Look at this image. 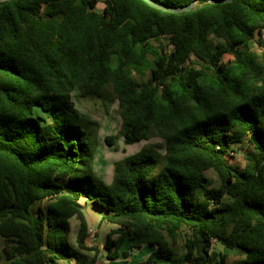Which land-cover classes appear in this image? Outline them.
<instances>
[{
    "label": "trees",
    "instance_id": "obj_1",
    "mask_svg": "<svg viewBox=\"0 0 264 264\" xmlns=\"http://www.w3.org/2000/svg\"><path fill=\"white\" fill-rule=\"evenodd\" d=\"M152 1L194 5L0 1V264H108L87 252L114 260L143 245L146 264H212L215 254L225 264L211 239L242 252L236 264H264V50H249L264 0ZM108 86L121 124L104 143L155 135L162 150L125 155L104 181L98 125L74 98L104 101ZM242 143L252 150L240 167L227 158ZM82 205L113 226L101 250L88 243Z\"/></svg>",
    "mask_w": 264,
    "mask_h": 264
},
{
    "label": "rangeland",
    "instance_id": "obj_2",
    "mask_svg": "<svg viewBox=\"0 0 264 264\" xmlns=\"http://www.w3.org/2000/svg\"><path fill=\"white\" fill-rule=\"evenodd\" d=\"M103 4L101 2L97 3V8L101 9ZM262 35L257 36L258 42H251L249 50L258 55V57L262 56V52L264 50V31H262ZM210 41L212 43L215 42V39L210 37ZM157 43V42H156ZM231 55L224 54L222 57L223 61H229L231 59ZM135 79H139L136 73H132ZM148 72H145L144 76L146 77ZM107 97L106 100L101 101L100 99H93L89 97L80 98L76 97L75 105L79 112L86 118L93 120L97 123L98 129L96 133V141H97V150L94 161L95 172L99 174L104 181L111 180L112 176V164L113 162L122 159L125 155L134 153L139 150L143 146H152L158 152L162 149L159 145L162 143L160 138L155 135H151L148 140H143L141 142H137L134 144L126 145L122 141V137H117L114 145H107L103 141V137L107 134H118V130L120 128V118L117 113V103L112 99V94L110 87L107 89ZM115 148V149H114ZM232 149L228 154V161L231 164H235L237 166L243 167L245 164V153L246 151L252 150L246 143H242L239 145H232ZM206 175L208 177L207 186H217L219 184L216 175L211 171H206ZM197 197L202 194V188H198L196 190ZM82 203V200H81ZM83 204V203H82ZM83 216L87 220V227L93 226L97 229L96 240L97 238L100 240H104L106 235L109 233L110 229L113 226L106 221H103L99 215H94V213L88 209L85 205H82L81 208ZM99 213V212H98ZM97 213V214H98ZM71 224V232H70V240L74 243V238L77 232L78 219L77 217H73L70 219ZM115 239L117 237L116 234L110 235ZM95 240L90 244V246H95L93 244ZM97 242V241H96ZM90 243V242H89ZM98 244V243H97ZM2 245V240L0 237V248ZM176 254L182 255L183 249V239L181 234L178 238H176L175 244L173 245ZM217 248L220 247L219 244L216 245ZM213 250V248H212ZM217 251V250H216ZM101 252L90 251L87 254L91 257L93 254H96L98 258ZM103 254V253H102ZM99 262V261H98ZM114 264V263H113Z\"/></svg>",
    "mask_w": 264,
    "mask_h": 264
},
{
    "label": "crops",
    "instance_id": "obj_3",
    "mask_svg": "<svg viewBox=\"0 0 264 264\" xmlns=\"http://www.w3.org/2000/svg\"><path fill=\"white\" fill-rule=\"evenodd\" d=\"M85 206L88 209H90L94 213V215H99V217L101 218V211L92 208V206H90V205H85ZM91 227H93V226H91ZM95 230H96V234H97V229L95 228ZM110 238L113 239L112 236H110ZM104 240H100L98 238L96 240V238H95V242L93 244H95V247H97L98 250H101L102 243L104 242ZM217 244L218 243L214 242V244L212 246V248H213L212 251L215 252V253L218 252L220 254H223L225 264H236L238 261H240V260H242L244 258V254L242 252H240L238 249L225 248V247H223L221 245H220L219 248H217L216 247ZM128 245H129V241L127 240V238H124L122 243H121L120 249L121 250H126L128 248ZM183 249H184V247H183ZM150 252H151V248L149 246H147V245H143L139 250L131 252L130 255L127 256L126 258H117V259H114V260H108V259H106L104 257V255L101 252L99 257H98V259H99V262H105V263H108V264H113V263L114 264H146L145 260H146L148 254ZM217 260H218V257L216 256V254L213 255V258L211 260L212 264L215 263Z\"/></svg>",
    "mask_w": 264,
    "mask_h": 264
},
{
    "label": "water",
    "instance_id": "obj_4",
    "mask_svg": "<svg viewBox=\"0 0 264 264\" xmlns=\"http://www.w3.org/2000/svg\"><path fill=\"white\" fill-rule=\"evenodd\" d=\"M0 1H6V0H0ZM149 6L153 7V8H157V9H161L170 13H181V12H185V11H189L191 9V7L194 5V3H191L188 6H183V7H172V6H168V5H163V4H159L157 2H154L152 0H144ZM205 2H209V3H227L230 0H203Z\"/></svg>",
    "mask_w": 264,
    "mask_h": 264
},
{
    "label": "built area",
    "instance_id": "obj_5",
    "mask_svg": "<svg viewBox=\"0 0 264 264\" xmlns=\"http://www.w3.org/2000/svg\"><path fill=\"white\" fill-rule=\"evenodd\" d=\"M262 31H264V28H261L259 33H255V36H254V39L252 41H254L256 43V40H257V36L259 35H262L263 33H261ZM95 237H96V230L94 227H88L87 228V240H88V243L91 244L94 240H95ZM215 242V239H211L210 241V249L212 248L213 244Z\"/></svg>",
    "mask_w": 264,
    "mask_h": 264
}]
</instances>
